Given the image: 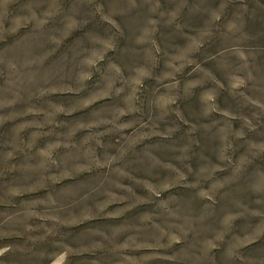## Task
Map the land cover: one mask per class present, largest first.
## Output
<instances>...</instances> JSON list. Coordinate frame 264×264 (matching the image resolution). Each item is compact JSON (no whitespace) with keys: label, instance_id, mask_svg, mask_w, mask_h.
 Returning <instances> with one entry per match:
<instances>
[{"label":"rangeland","instance_id":"374dc122","mask_svg":"<svg viewBox=\"0 0 264 264\" xmlns=\"http://www.w3.org/2000/svg\"><path fill=\"white\" fill-rule=\"evenodd\" d=\"M0 264H264V0H0Z\"/></svg>","mask_w":264,"mask_h":264}]
</instances>
